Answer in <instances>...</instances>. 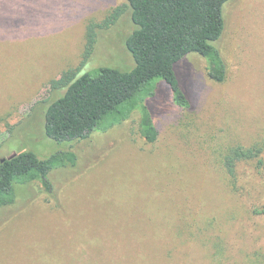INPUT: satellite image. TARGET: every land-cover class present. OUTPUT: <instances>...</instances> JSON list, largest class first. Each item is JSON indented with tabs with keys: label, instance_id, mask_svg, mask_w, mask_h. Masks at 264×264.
I'll return each instance as SVG.
<instances>
[{
	"label": "rangeland",
	"instance_id": "1",
	"mask_svg": "<svg viewBox=\"0 0 264 264\" xmlns=\"http://www.w3.org/2000/svg\"><path fill=\"white\" fill-rule=\"evenodd\" d=\"M127 0H0V154L66 149L74 166L53 169V191L18 185L0 209V264H264V166L225 158L264 144V0H229L221 51L227 79L192 53L176 64L189 100L161 83L150 99L159 130L140 132L141 113L107 132L56 141L49 105L64 95L63 71L77 67L87 26ZM131 7L99 31L79 75L131 70ZM264 155V153L262 154ZM264 159V158H263Z\"/></svg>",
	"mask_w": 264,
	"mask_h": 264
},
{
	"label": "trees",
	"instance_id": "2",
	"mask_svg": "<svg viewBox=\"0 0 264 264\" xmlns=\"http://www.w3.org/2000/svg\"><path fill=\"white\" fill-rule=\"evenodd\" d=\"M229 0H127L100 22L87 26L86 43L77 67L63 71L66 92L46 111L47 136L62 142L81 140L94 132H107L128 120L134 111L141 113L140 132L148 142H155L159 130L150 99L159 85L170 86L174 100L189 107L176 64L192 53L203 55L214 67L212 77L227 79L228 65L221 51L226 28L225 10ZM131 7L136 29L126 44L135 65L131 70L104 66L85 72L83 67L94 53L99 31L113 26ZM264 144L234 148L225 158L228 173L236 175L238 161L257 159L264 166ZM74 150L58 151L42 158L32 150L10 155L0 154V209L16 202L17 186L40 181L53 191V169L77 164ZM264 215V205L255 209Z\"/></svg>",
	"mask_w": 264,
	"mask_h": 264
}]
</instances>
